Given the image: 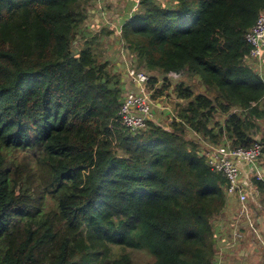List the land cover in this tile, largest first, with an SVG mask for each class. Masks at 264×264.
Here are the masks:
<instances>
[{"label":"trees","instance_id":"1","mask_svg":"<svg viewBox=\"0 0 264 264\" xmlns=\"http://www.w3.org/2000/svg\"><path fill=\"white\" fill-rule=\"evenodd\" d=\"M96 1L0 0V264H134L130 251L213 264L229 196L201 149L264 147L251 135L264 78L246 63L264 0H141L120 41L153 101L173 88L185 103L171 105L169 127L154 108L137 131L119 115L137 86L125 89L85 28ZM179 77L207 93L173 87Z\"/></svg>","mask_w":264,"mask_h":264},{"label":"built area","instance_id":"2","mask_svg":"<svg viewBox=\"0 0 264 264\" xmlns=\"http://www.w3.org/2000/svg\"><path fill=\"white\" fill-rule=\"evenodd\" d=\"M246 41L251 46L248 60L263 61L264 59V13L261 14L253 28L247 33ZM129 78V76H128ZM131 81L137 86L136 90L128 91L119 115L125 126L133 131L147 128L148 122L153 119V103L151 93L147 89L150 75L144 71H137L130 75ZM174 117L175 114H173ZM207 152L203 154L210 168L221 174L227 181V195L238 200L241 208L235 222L232 224L234 240H241L239 227L248 222L249 217V180L243 179L242 166L249 170L248 176H253L264 182L263 168L260 164L263 158L264 147L256 142L250 148L233 147L229 142L222 146L206 144ZM213 264H224L216 260Z\"/></svg>","mask_w":264,"mask_h":264},{"label":"crops","instance_id":"3","mask_svg":"<svg viewBox=\"0 0 264 264\" xmlns=\"http://www.w3.org/2000/svg\"><path fill=\"white\" fill-rule=\"evenodd\" d=\"M116 0H97L95 5L90 11L89 19L85 24L86 30L89 31L91 34L90 36H96L98 38V46L97 50L100 51L104 57L101 61H109L112 66H114V70L118 71L117 69H121L122 60L125 59L124 55H126L125 50L122 51V56L120 47L122 42L120 41V25L123 19L131 16L135 11L138 10L137 2L131 1L128 2L127 5H124L123 8L121 7L120 10L117 11L115 9ZM124 11L123 13H119V11ZM111 31L108 33V31ZM111 38V39H109ZM104 40V45L107 40L106 47L100 46ZM114 42H117L116 44ZM106 48V49H105ZM96 49V47H95ZM120 55V56H119ZM132 59V57H131ZM126 73V78L123 80L126 82L125 89H131L134 86V83L131 81L130 77ZM261 166L263 163L260 161ZM264 169V166H263ZM243 170V179L249 180L250 185V193H249V205L250 202L254 204L251 206V211L256 213L257 220L254 223L255 226V238L256 240L264 239V212L260 214L254 207H257V203L263 197L262 193H259L252 185L251 176L248 177L249 170L245 165L242 166ZM229 206L221 215L217 216L213 220V227L215 233L217 235L216 241V260H222L224 264H264V252L260 249H254L250 247L249 251V241L252 239L251 233H247V242L246 244L242 245V249L249 253V258L246 260L243 257V252L240 251V246L242 240H234V233L232 231V222L230 221L232 216L236 213V210L239 208V203L237 199L234 197H228ZM264 208V207H263ZM231 209V210H229ZM239 210V209H238ZM261 210V209H259ZM264 210V209H263ZM242 226H246L248 231L251 229V223L246 222ZM255 240V241H256ZM264 245V244H263Z\"/></svg>","mask_w":264,"mask_h":264},{"label":"rangeland","instance_id":"4","mask_svg":"<svg viewBox=\"0 0 264 264\" xmlns=\"http://www.w3.org/2000/svg\"><path fill=\"white\" fill-rule=\"evenodd\" d=\"M131 1L137 2L138 9L140 11H141V8L143 9V7L141 5V0H116L115 9H117V11H118V10H120L121 7L123 8L124 5H127V3L131 2ZM123 12L124 11H122V10L119 11V13H123ZM109 39H111V38H109ZM108 41H110V40H107L105 45H104V40H103V42L100 43V46L101 47L102 46L106 47V44H107ZM114 43L116 44L117 42H114ZM76 45H78V43ZM97 46H98V44L96 45V49H97ZM120 50H121V54L120 55L122 56V51L124 50V45L123 44L121 45ZM97 52H98L100 60L101 59L103 60L104 55L100 51H97ZM131 57H133L131 54L124 55L125 59L124 60L121 59L123 66H121V69H117L118 71H116V72L114 71V72L116 74H119L122 77V79L126 78V73L128 74L129 77H130L131 74H133L134 72H137V71H144L146 73H149L145 69H143V67L142 68H138L137 67V63H136L135 60L132 63ZM246 63H247L248 66H250L253 69H255V71H257L264 78V59H263V61L252 60V59L248 60L247 59ZM110 66L112 68L114 67V66H112L111 63H110ZM134 66H135V68H137L136 71H134ZM162 78H160V79H162ZM180 82H184L185 84L191 85L193 87V89H194L196 94L207 93L206 88L203 87L194 78H187V77L175 78L173 80L172 86L174 87V85H177ZM172 91H173V88L169 91L170 93H169L168 97H163V98H161V99H159L157 101H153L152 100V103L154 105L153 109L155 108L154 112H155L156 122L160 123L161 125H163L165 127H169L170 111H172L171 110V105L174 104V103H176V104L179 103V104L184 105V103H185L183 101L177 100ZM188 130H189V128L186 127V131H188ZM256 133H258V134L255 137V139L257 141H260L262 136L264 137V125H263L262 122H261L260 128L258 130L257 129H253V131L251 132V135L254 136ZM207 149H208L207 146H202L201 152L203 154H206ZM32 156L33 157H37V155H35V154H33ZM261 162L263 163V166H264V157L261 159ZM263 166H262V168H263ZM252 178H253V176L251 177V179ZM261 200H262L261 204H260V201H259L256 204L257 207H254L260 214H262L264 212V210H263L264 209L263 208L264 207V194H263V197L261 198ZM259 209H261V210H259ZM256 217H257L256 213L252 212L251 208H249V217H248V219H250V220L248 221V223H251V225H252L251 229L248 231L246 226H240L239 229H238L239 230V234L241 236V240H242V243H241V246H240L241 247L240 251L243 252V257L246 260H248V258H249V253H247L246 251H244V249H242V245L246 244V242H247L246 230H247V233L250 232L251 235H252V239H250V241H249V245H250L249 246V251H250V247H251V248H254V249H256V248L260 249V250H262L264 252V245H263L264 244V239H260L259 238L258 240H256V238H255V226H254V223L257 220ZM244 224H247V223L243 222L242 225H244ZM130 255H131V258H132L134 264H148L150 262V260H151V257L149 256V254L147 252H144V251H130Z\"/></svg>","mask_w":264,"mask_h":264},{"label":"clouds","instance_id":"5","mask_svg":"<svg viewBox=\"0 0 264 264\" xmlns=\"http://www.w3.org/2000/svg\"><path fill=\"white\" fill-rule=\"evenodd\" d=\"M152 100V99H151ZM176 116V115H175ZM206 144L210 145L209 143L203 141V145L206 146Z\"/></svg>","mask_w":264,"mask_h":264}]
</instances>
